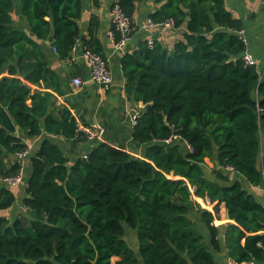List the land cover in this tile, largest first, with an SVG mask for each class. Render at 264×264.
<instances>
[{
    "label": "trees",
    "instance_id": "obj_1",
    "mask_svg": "<svg viewBox=\"0 0 264 264\" xmlns=\"http://www.w3.org/2000/svg\"><path fill=\"white\" fill-rule=\"evenodd\" d=\"M117 1L132 17L136 0ZM157 1L149 17L185 24L182 37L170 49L143 40L121 57L125 91L144 104L132 131L144 154L100 141L68 164L44 138L30 154L25 213L3 214L15 196L0 178V264H217L209 247L220 248L221 207L229 214L222 225L228 259L264 264V204L221 170L230 165L264 187V77L242 58V22L224 0ZM13 6L0 0V177L19 170L7 159L26 146L16 128L39 135L42 117L46 132L88 140L68 107L50 109L46 90L60 84L39 42L49 37L59 57L69 58L82 1L21 0L29 32L13 26ZM97 27L91 15L83 44L94 51L101 50ZM172 133L191 150L179 139L161 141ZM205 158L215 162L217 180L205 174ZM125 226L136 233L137 251Z\"/></svg>",
    "mask_w": 264,
    "mask_h": 264
},
{
    "label": "crops",
    "instance_id": "obj_2",
    "mask_svg": "<svg viewBox=\"0 0 264 264\" xmlns=\"http://www.w3.org/2000/svg\"><path fill=\"white\" fill-rule=\"evenodd\" d=\"M81 1L82 13L78 20L80 36L76 40L69 58L62 59L59 57L56 50L53 49L49 37L39 41L46 53L49 67L57 75L60 84L59 90L47 89L46 91L48 92L50 109L62 105L68 107L78 124L95 126L96 129L101 131V138L83 142L64 139L60 134H52L45 131L43 117L40 118L42 131L39 135L28 136L23 129L16 128L15 134L20 136L27 145H30V152L24 160L23 181L15 186H10L15 199L9 208L3 210V214L9 218L25 213L23 198L26 196V180L31 171L30 154L36 152L40 142L44 138H48L61 148L64 155L68 158V164L74 162L78 157L85 155L100 141H105L110 145L125 149L134 156L141 157L144 154L146 145L135 142L132 139L133 126L129 118L130 107L139 105L140 101L129 97L125 91L126 80L121 67V57L127 52L131 53L136 50L140 42L146 41L147 38H153L154 41H158L167 49H170L173 43L180 39L182 33L185 31V24L177 27L147 26L145 23L149 14L158 9L162 1L136 0L132 15L133 30L131 37L123 47L117 48L107 35L111 24L110 8L114 0H100L99 6H95L91 0ZM224 5L234 17L241 20L243 26L239 35L246 43V50L253 56L258 73L261 77H264V0H224ZM20 7L21 0H14L11 12L13 26L23 28L29 32V26L20 11ZM91 15H95L98 19L97 36L101 43L100 52L107 57L112 73V85L108 89L103 88L90 79L89 65L83 55V38L88 36L87 29ZM74 76H78L81 79L82 82L79 86L73 83L72 78ZM58 96H63L64 101L59 102L56 100ZM178 141L183 145L184 150L188 149L184 139L179 138ZM7 157L8 160L13 161L16 159V154H8ZM205 161H208V158H205ZM211 165L215 166V164ZM202 167L207 176L217 180L215 176L207 173V165L203 163ZM224 174L230 180L233 178L239 179L243 186L264 204V187H262L263 192H261L259 186L246 183L244 177L239 175L231 177L228 172H224ZM219 181L222 182V180ZM223 211V220L228 221L229 219L226 218V210L224 208ZM215 222H220L218 233L220 248L218 250L213 249L211 246L209 248L217 264H227L228 257L225 248L222 246L224 235L222 225L224 222L221 219H215ZM199 225L203 234H206L200 220ZM131 231L134 236L131 247L136 248V233L133 229Z\"/></svg>",
    "mask_w": 264,
    "mask_h": 264
},
{
    "label": "built area",
    "instance_id": "obj_3",
    "mask_svg": "<svg viewBox=\"0 0 264 264\" xmlns=\"http://www.w3.org/2000/svg\"><path fill=\"white\" fill-rule=\"evenodd\" d=\"M110 17H111V24L108 28L107 35L113 42L114 46L117 48H121L125 45L126 42L131 37L132 30H133V20L122 8V6L118 3L117 0L111 5L110 8ZM149 27L155 26H174V20L172 18H168L162 21H154L150 17L147 18L146 23ZM241 31V30H240ZM239 31V32H240ZM153 38H147L146 43L149 48L153 46ZM55 50V48L53 47ZM84 58L87 60L89 65V77L94 82L98 83L105 89L110 88L112 85V73L109 67L108 59L105 55H103L100 51H94L92 49L84 47L83 49ZM242 58L246 64H254V58L248 50H244L242 54ZM73 83L76 86L81 84V79L78 76H74L72 78ZM59 102L64 101L63 96H58L56 98ZM144 104L139 102L137 106H131L129 109V118L130 123L134 127L137 124L138 117L142 112ZM77 122V121H76ZM78 128L83 131L88 140L91 139H100L101 138V131L96 129L95 126H90L86 124H78ZM181 138L180 135L172 133L167 137L163 138L161 141L165 144H170L173 141ZM187 148L191 150V146L186 142ZM30 152V145H27L22 148V150L16 152V161L19 163V170L14 175H8L4 177H0L1 180L8 186H15L23 181L24 172H23V165L25 158L29 155ZM85 156V155H84ZM227 168L233 169L232 166L227 165ZM23 209H25V205H23ZM227 264H235L234 261L228 259ZM242 264H254L253 262L242 263Z\"/></svg>",
    "mask_w": 264,
    "mask_h": 264
},
{
    "label": "rangeland",
    "instance_id": "obj_4",
    "mask_svg": "<svg viewBox=\"0 0 264 264\" xmlns=\"http://www.w3.org/2000/svg\"><path fill=\"white\" fill-rule=\"evenodd\" d=\"M213 159L212 158H208V161H205L204 160V164L205 165H207V168H206V170H207V173L209 174V175H211L212 174V171H213V165H211V164H215V162L214 161H212ZM226 167V166H225ZM222 168L221 170H223V171H225V172H228V174H230V176L231 177H235V176H238L237 175V173H235V171H234V169H232V170H230L229 168ZM228 169V170H227ZM245 182L246 183H248L246 180H245ZM260 188H261V192H263L262 191V185L260 186ZM201 205L203 206V207H205V208H209V209H212V205L211 204H206V203H204V202H202L201 203ZM219 219H221L222 220V222H226L227 220H223V218H224V211H223V208L221 207V209H220V212H219ZM193 217L195 218V219H197V217H196V215L195 214H193ZM199 220V219H198ZM216 223V222H215ZM220 223V222H219ZM219 223H216V224H219ZM132 229L131 228H128L127 226H125V232H124V236H125V238L127 239V241L130 243L129 245H130V247H131V244L133 245V243H132V241L134 240V236L132 235V231H131ZM132 248H134V250L135 251H137V247L135 248V247H132Z\"/></svg>",
    "mask_w": 264,
    "mask_h": 264
},
{
    "label": "water",
    "instance_id": "obj_5",
    "mask_svg": "<svg viewBox=\"0 0 264 264\" xmlns=\"http://www.w3.org/2000/svg\"><path fill=\"white\" fill-rule=\"evenodd\" d=\"M226 218L229 219V214L228 212L226 211Z\"/></svg>",
    "mask_w": 264,
    "mask_h": 264
}]
</instances>
